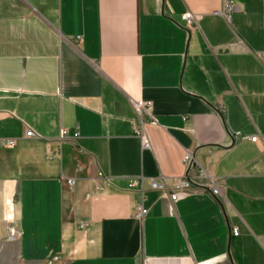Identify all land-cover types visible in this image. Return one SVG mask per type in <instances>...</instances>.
<instances>
[{
  "label": "crops",
  "instance_id": "1",
  "mask_svg": "<svg viewBox=\"0 0 264 264\" xmlns=\"http://www.w3.org/2000/svg\"><path fill=\"white\" fill-rule=\"evenodd\" d=\"M224 1L0 0V252L264 264V0H234L231 23L212 16ZM186 153L220 196L200 180L178 202L151 188L187 176Z\"/></svg>",
  "mask_w": 264,
  "mask_h": 264
},
{
  "label": "built area",
  "instance_id": "2",
  "mask_svg": "<svg viewBox=\"0 0 264 264\" xmlns=\"http://www.w3.org/2000/svg\"><path fill=\"white\" fill-rule=\"evenodd\" d=\"M241 7L238 3H236L234 0H225L223 7L221 9L215 10L212 13V16L223 18L227 22L231 23L233 21L234 16L241 13ZM202 17L200 15H195L191 12H187L184 15L181 16V22L186 25V27L190 30L194 29L198 26L200 20ZM80 40V38H77ZM135 109L137 110L139 114V121L137 122L138 126L136 127V134L141 139L142 147L144 150H148L151 148V143L148 137L143 132V127L145 125V119H151L154 120L152 115L149 112V104L146 103L143 100L136 101L134 103ZM155 121V120H154ZM236 136H242L243 140H250L253 143H256L258 141V137H248L241 135L240 133H237ZM26 138H32L35 137V133L32 130H28L25 134ZM75 137H78V134L75 135ZM64 138V135H63ZM2 144L4 146L13 147L16 144V140H3ZM184 163L188 169L187 176L183 178H179L172 182L171 185L168 184V181L166 179H155L151 181V188L155 191H158L163 194L169 195L171 200L173 202H178L182 199H185L193 194L199 193L200 191H204L203 187H198L195 185L197 180L205 181L210 183L211 185H207L211 191V193L218 197L221 194V190L213 185L215 182V179L212 178L207 171L204 169L197 167L195 165V161L193 159V156L191 153H186L184 157ZM197 171V177H191V172ZM142 186L144 185V181L138 182ZM70 184L73 186L75 184V181H71ZM147 213L146 210H143L141 212V216H144ZM8 219H12V216L9 215ZM17 235L16 230L12 229L9 235L10 241H14L15 237ZM234 235L238 236L239 232L237 229L234 230Z\"/></svg>",
  "mask_w": 264,
  "mask_h": 264
},
{
  "label": "rangeland",
  "instance_id": "3",
  "mask_svg": "<svg viewBox=\"0 0 264 264\" xmlns=\"http://www.w3.org/2000/svg\"><path fill=\"white\" fill-rule=\"evenodd\" d=\"M13 254L7 249H2L0 252V264H20L15 258H10V255Z\"/></svg>",
  "mask_w": 264,
  "mask_h": 264
}]
</instances>
